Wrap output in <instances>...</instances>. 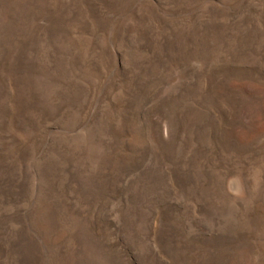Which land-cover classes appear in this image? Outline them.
I'll return each instance as SVG.
<instances>
[{"label":"rangeland","instance_id":"rangeland-1","mask_svg":"<svg viewBox=\"0 0 264 264\" xmlns=\"http://www.w3.org/2000/svg\"><path fill=\"white\" fill-rule=\"evenodd\" d=\"M0 264H264V0H0Z\"/></svg>","mask_w":264,"mask_h":264}]
</instances>
